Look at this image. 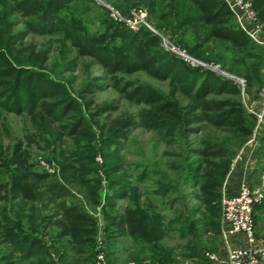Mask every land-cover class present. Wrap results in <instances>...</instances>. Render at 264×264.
Wrapping results in <instances>:
<instances>
[{"label":"trees","instance_id":"1","mask_svg":"<svg viewBox=\"0 0 264 264\" xmlns=\"http://www.w3.org/2000/svg\"><path fill=\"white\" fill-rule=\"evenodd\" d=\"M83 1L88 0H0V108L24 116L30 126L24 125L23 137L16 139L0 124V169L10 168L6 180L0 176V247L9 245L0 264H93L100 222L105 244L118 237L140 240L154 253L147 257L150 264H171L170 253L158 245L166 228L157 202L145 196L141 203L136 192L130 196L134 186L118 146L137 128L178 134L184 141L202 126L218 131L221 135L209 134L201 148L184 146L188 153L179 169L213 218L205 222L204 232L219 237L214 219L220 213L222 184L237 151L252 136L256 118L240 101L236 84L186 64L145 26L131 31L123 23H110L104 34L83 33L72 15V5ZM111 1L123 16L132 9L144 11L160 32H168L169 41L200 63L241 77L249 95L264 86L262 59L255 54L259 47L223 0ZM251 7L264 30V0H251ZM13 18L22 19L24 32H13ZM27 33L61 34L77 57L90 58L105 70L110 87L123 99L146 109L139 118L129 113L111 118L116 106L97 105L92 98L105 89L101 78L88 80L72 95L46 73L49 51L24 44ZM139 72L168 82V95L124 78ZM258 133L261 162L264 123ZM34 147L45 152L42 159L52 171L39 168ZM191 155L199 160L190 162ZM146 175L144 169L138 181ZM171 187L161 185L158 193ZM126 199L132 205L119 212L117 202ZM62 239L67 245L55 248Z\"/></svg>","mask_w":264,"mask_h":264},{"label":"rangeland","instance_id":"2","mask_svg":"<svg viewBox=\"0 0 264 264\" xmlns=\"http://www.w3.org/2000/svg\"><path fill=\"white\" fill-rule=\"evenodd\" d=\"M112 9L113 6L111 0H88L73 4L72 15L73 18L75 17L79 20L83 28V33L98 36L105 33L108 24L112 23L120 25L123 23L113 20L111 16ZM138 10L139 9H132L128 15L124 16L120 15L119 12H116L123 19H131ZM12 20L15 22V27L13 29L14 33L24 32L26 30L22 19L13 18ZM146 21L152 29H155L156 32L168 40V32H160L155 26V23L149 19L147 14ZM124 24L125 23L122 25ZM260 37L263 43L262 45H257L259 50L256 51L255 54L261 57L264 68L263 29L260 33ZM23 42L24 44H35L37 48H43L49 51L46 73L51 78L59 80L65 84L72 95H75L88 80L94 77L101 78V83L104 84L105 89L95 92L92 95V98L97 105L107 103L116 106L117 111L111 113V118L118 117L124 113H129L139 118L141 113L146 109L143 105H137L123 99L110 87V82L105 70L98 64L94 63L90 58L77 57L74 49L70 46V43L63 39L61 34L38 35L27 33L26 36L23 37ZM116 42L121 43L122 41L117 40ZM168 43L170 46L182 50L171 41ZM161 46H163L162 40ZM184 53L186 56L180 55L179 57L186 64L209 69L216 75L236 84L240 91L239 99L247 111L255 116L256 121L258 119L257 116L261 115L263 117L262 120H264V86L258 91L257 95H255L254 90H252L249 95L245 86H242L238 82L239 80H243L241 77L231 74L225 69H221L219 65L217 67L221 73H218V70L215 71L212 69V65L200 63L193 56L186 52ZM124 78L133 81L138 85H143L152 89L162 95H168L169 93L168 82L159 81L145 72L135 73L131 76H124ZM178 100L181 101L182 104L186 103L181 96H178ZM0 124H5L16 139H21L23 137V127L27 124V121L24 116L8 113L0 108ZM27 126L30 130L29 124H27ZM211 133H215L216 136L221 135L213 128L202 126L197 134L188 135L187 139L184 141L178 138V134L137 128L131 130L127 138L124 141H121L118 146V154L123 160V166L126 170L128 180L131 181L134 186L130 189V196L134 195L136 192L137 194H141V203L146 201L145 196H150L152 201L157 202L156 210L162 214L163 224L166 228V233H164V237L158 242V245L166 250V252L170 253L172 258L171 264H210L206 259L205 254L209 252H221L222 241L220 234L219 237H214L213 235L204 232L205 222L208 220L212 221L213 218L205 212L200 199L197 197V189L193 187L191 183L184 181L185 174L183 173V170L179 169V167L184 165L183 156L188 153L185 151L184 146L190 149L201 148L200 142L204 138H207L209 134L211 135ZM3 142L4 144H7L8 140L5 139ZM239 151L240 150H238L234 156L232 164ZM32 154L33 158L38 160L40 169L52 171V168L42 159V156L46 155L44 151L34 147ZM198 160L199 159L196 156L191 155L190 162L194 163ZM95 161H97V164L100 166L102 164L101 156H97ZM257 161L259 166L257 173H261V171H263V173L254 176L253 180L248 183L253 188H261L264 193V157L261 162H259L258 157ZM144 169L147 172L146 178L143 181H138L137 177ZM9 170L10 168H6L5 166L0 169V176L3 180L7 179ZM230 170L223 181L222 189L227 176L230 174ZM161 185H170L172 187L170 191L161 194L158 193L159 190H161ZM101 193L103 194L104 190H102ZM131 205L129 199H126L118 201L116 208L119 212H122ZM95 214L97 217L99 216L98 208L96 209ZM219 215L220 213L217 215L216 219H214L215 221H220ZM254 219L256 225L255 230L258 233V237L263 238L264 198L257 206H255ZM99 220H101L100 217ZM123 241L131 243V239ZM134 242H140V240ZM8 248L9 245L4 247L1 246L0 255L4 254ZM106 251L107 243L105 244V252ZM152 253L153 252L144 250L140 252L141 255L139 256L142 257L144 255V257H150ZM74 258L75 257L73 256V259L71 260L74 261ZM145 263L148 264L149 262L145 261Z\"/></svg>","mask_w":264,"mask_h":264},{"label":"built area","instance_id":"3","mask_svg":"<svg viewBox=\"0 0 264 264\" xmlns=\"http://www.w3.org/2000/svg\"><path fill=\"white\" fill-rule=\"evenodd\" d=\"M229 11L232 13L240 29L257 45H262L260 33L263 24L259 22L256 14L251 7V0H223ZM112 18L115 21L123 22L130 30H137L142 26L147 27L151 32L158 35L162 42L163 48L178 57L186 56L184 51L170 46L169 41L152 29L146 21V14L138 10L131 19H123L115 10L112 9ZM169 44V45H168ZM217 71V66H212ZM218 73L219 70L217 71ZM244 86V81H238ZM264 108V105H263ZM256 125L253 129L252 136L240 149L231 166L237 163L242 152L249 145H257L259 138V129L264 120L262 115L257 116ZM230 175V174H229ZM224 182L221 191L220 200V221L219 232L222 241L221 252H209L205 254L210 264H264V237L259 238L255 230L253 220L254 207L264 198L261 188H253L247 181L239 186L237 192L228 195L225 192L228 184V177ZM264 176V175H263ZM105 239L102 225L99 223L98 235L96 239L95 254L93 264H108L105 252Z\"/></svg>","mask_w":264,"mask_h":264},{"label":"crops","instance_id":"4","mask_svg":"<svg viewBox=\"0 0 264 264\" xmlns=\"http://www.w3.org/2000/svg\"><path fill=\"white\" fill-rule=\"evenodd\" d=\"M256 148L257 145H249L245 148L239 160L233 166V170L229 175L228 184L225 189V192L228 195L235 194L242 182H251L254 176L263 173V171L257 173L259 166L257 163L258 155ZM128 239L131 238L118 237L108 240L106 254L109 264H146L145 261L148 262L147 257H144V255L142 257L139 256L141 255L140 252L144 250L147 251L148 247L139 242L135 243L132 239L131 243L123 241H127ZM63 245H67V239L56 241L54 246L55 248H60Z\"/></svg>","mask_w":264,"mask_h":264}]
</instances>
